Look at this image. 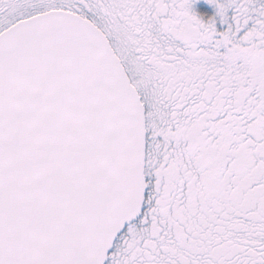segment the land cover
<instances>
[{
    "label": "snow or ice",
    "instance_id": "snow-or-ice-1",
    "mask_svg": "<svg viewBox=\"0 0 264 264\" xmlns=\"http://www.w3.org/2000/svg\"><path fill=\"white\" fill-rule=\"evenodd\" d=\"M0 264H264V0H0Z\"/></svg>",
    "mask_w": 264,
    "mask_h": 264
}]
</instances>
